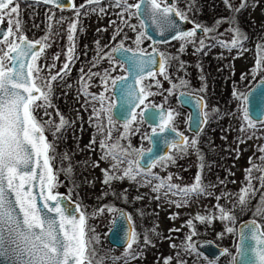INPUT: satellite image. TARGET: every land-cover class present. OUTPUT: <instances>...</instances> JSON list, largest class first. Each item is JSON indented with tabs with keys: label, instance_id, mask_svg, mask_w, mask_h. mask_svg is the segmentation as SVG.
I'll return each mask as SVG.
<instances>
[{
	"label": "snow or ice",
	"instance_id": "obj_1",
	"mask_svg": "<svg viewBox=\"0 0 264 264\" xmlns=\"http://www.w3.org/2000/svg\"><path fill=\"white\" fill-rule=\"evenodd\" d=\"M42 2L63 8L60 0H42ZM224 3L233 13H238L247 6V0H241L237 7H233L230 0H224ZM102 4L103 0H85L81 5H72L76 10V20L69 26V41L75 40L74 33L77 30V23L81 15L78 9L95 5L96 7H91L88 10L103 16L106 14V9L101 6ZM112 4L122 9L117 13L118 17L125 27H130L134 31H136L137 26L130 24L129 18L140 17L141 15L151 20L160 35H164L166 31L175 30L172 38L182 42L181 51L187 44H197V30L204 33L217 31L215 26H202L199 23L195 24L192 31L180 30L173 17H178L181 21L187 20V11L181 10L176 4H170L169 0H138L137 3H129L128 0H112ZM191 7L192 3L186 5L187 10H191ZM18 13L19 4L15 0H0V24L4 23L6 18L8 23L7 31L3 33V38L0 39V46H2L0 47V255L13 258L16 264H94L96 250L92 245L94 241L99 242V238L89 237V230L86 226L87 218L82 211H79V205L76 207V211L79 212L77 218V216L69 214V209L62 203L60 194L54 192L56 175L50 161L53 158L55 145L49 142L45 135L44 123L38 120L34 114L36 109L43 108L45 109L44 115H49L47 109L52 107V83L58 78L62 79L68 73L69 65L73 59L74 45L73 48L68 49L67 62L64 63L60 72L49 77H42L40 75L42 69L38 61L45 48L49 47L46 43L48 37L30 40L23 33V25ZM84 14L87 15L88 12L85 11ZM49 19L52 17L50 16ZM221 22L223 20H217L215 24L218 25ZM227 22L231 26L229 31L233 38L227 42L218 40L217 44L229 51L232 49L244 51L243 42L247 40V34L240 29L238 21L234 17L228 18ZM110 23L114 24L115 21H110ZM146 27L147 25L141 21L140 28L146 29ZM122 30V28L117 27L112 39L115 40ZM145 38L152 39L146 31H139L135 40L137 46L135 52L132 48L125 47L123 41L117 43L109 51L104 50L107 46L102 47L99 41H96V57L91 66L97 67L98 63L105 59L113 61L115 59L113 53H119L123 58L120 63L129 65V74L133 77L131 83L127 82V77L111 78L107 69L102 74L93 73L90 70L85 74L83 68L80 70L81 79L78 82V95H83L86 98V104L88 102L99 104V109L93 106V113L98 121L95 126L98 133L106 132L104 138L99 142V148L102 152L101 159L110 161V167L102 169L104 176L102 182L105 185H110L114 180L127 178L130 181L141 183L142 186L151 184L154 193H162L165 196L169 193L174 196L179 195L182 198L210 195L208 188L213 187V185L204 184L202 175L195 176L191 185L181 187L172 183V175L161 177L158 173L153 172L157 166L166 169L169 164L175 163L177 154L186 153L189 147L195 149L199 154L197 139L189 141L183 133H177L179 139L169 140L165 138V145L170 146L174 151L167 155L153 156L147 159L143 166L141 160H145L144 151L133 149L130 144L121 143V140L128 138L129 123L136 121L135 109L140 105H145V110H147L149 105H146L145 101L148 97L155 95L151 91L152 85H144L143 81L145 79L154 80L157 74L168 78L166 75V57L162 53H157L160 56L158 73L151 70L157 61L151 53H145L140 48ZM37 46L39 47L37 48ZM206 46L204 40L201 39L198 42L197 50H202ZM258 51L264 52V45L258 46ZM128 53H132V55H128ZM58 58L56 57V59ZM260 60H264V57L257 61V69H264V64H261ZM93 77H99L106 89L109 81H111L113 88L116 87L117 81H121L124 105L132 109L129 113L130 120L126 119L123 125V134L116 140H112L111 131L114 126L112 109L115 105L108 104L106 96L89 91L91 87L89 82ZM155 83L157 87L161 86L159 80H156ZM203 90L201 89V91ZM233 95L245 102L248 99L247 95L238 92H234ZM151 107L155 109L156 105H151ZM197 107L200 109L206 107L202 97L197 100ZM56 111L58 112V110ZM212 111L217 112L218 109H212ZM242 112V119L246 125L249 128H255L256 125L249 118L246 106L242 108ZM143 115L144 112L142 111L140 113L141 118ZM203 116L206 117L207 113H203ZM149 119L154 123L159 120L160 132L170 129L171 132L176 133L175 127H172L174 119L172 111L159 113L152 111L149 114ZM200 122L202 121H197L198 124ZM47 123L50 128L60 131L69 122L60 114L58 123L51 120ZM244 130L245 127L242 124L240 131L243 132ZM152 131L153 134L156 133L155 128ZM147 138L151 139V137ZM251 138L249 136V139ZM238 140L240 143L244 142L239 138ZM95 143V140L90 142V144ZM258 150L264 153V147H258ZM151 151L149 149V152ZM238 157L239 153H237ZM199 158L202 173L205 167L203 155L199 154ZM259 159L260 164H253L252 157H249L250 167L245 169L247 183L236 194L238 196L237 203L242 211L248 209L251 199L255 198L257 191L264 189V155H261ZM95 166H99L98 162ZM253 170L259 172L260 175L253 177ZM71 171L72 168L69 166L67 172L71 173ZM138 177L141 178L139 181L137 180ZM253 179L259 181V188L253 186ZM153 181H155L154 184ZM232 182L235 183V181ZM220 183L224 184V181H220ZM37 188L38 191H34ZM228 195L231 194L221 193V196L216 197V199L226 198ZM122 198L127 199L126 196ZM155 198L160 199V195ZM136 199H142V197H136ZM169 203H174L177 207L182 206V203L178 201L170 200ZM215 207L219 210V219L234 222L235 216L231 210L225 209L219 204ZM104 210V208L98 209L99 212ZM108 210L126 215L122 210L113 207H109ZM256 216L264 217V193H261L255 206L254 217ZM214 218H216L215 214L211 216L197 215L195 217L202 223ZM127 219L131 220V216H127ZM187 224L191 227L192 220L187 221ZM150 231L158 235L155 226ZM170 231L179 230L170 229ZM233 231L234 228L232 227L226 228L228 233ZM192 235H195L194 229L191 234L185 237L184 243L179 246L170 244V247H180L185 253L195 252L196 247L192 243ZM138 240L139 237L134 230L128 232L126 245L128 251L125 253L127 257L138 258V254L131 252L133 244L138 243ZM246 240L254 241L255 245L246 249L244 245ZM240 241L238 254L241 258L246 255L247 251H251L255 257V264H264V225L257 223L255 218L246 222L240 231ZM144 243L145 245H152L148 232L144 233ZM172 259L171 256L164 258V264H171ZM177 259L178 264H185L184 260L179 259V253H177ZM236 259L233 256L230 264H236Z\"/></svg>",
	"mask_w": 264,
	"mask_h": 264
},
{
	"label": "rangeland",
	"instance_id": "obj_2",
	"mask_svg": "<svg viewBox=\"0 0 264 264\" xmlns=\"http://www.w3.org/2000/svg\"><path fill=\"white\" fill-rule=\"evenodd\" d=\"M84 2L85 0H79L78 5ZM128 2L137 3V0H128ZM16 3L19 4L18 16L23 25V33L27 35L29 39L48 37L46 43L49 47L45 48L38 63L43 65L42 77H49L62 69L64 63L67 62V47L68 44L70 45L72 42L68 39L69 26L76 20V10L73 12L66 11L58 13L50 11V9L44 5H33L32 2L23 3L21 1ZM176 3H178V0H173V4ZM255 4V6H250V14L251 18L254 19L257 24H260L263 23L264 20V2L260 1ZM181 8L187 11V15H189L190 11L187 10L186 6H183L182 3ZM116 11L119 13L122 9L117 8ZM117 13H115L113 18L112 16L109 18L108 15L100 16L89 13V35L92 34V31L96 28L101 29L103 34H105L104 32H108L112 29V27H108L109 21L115 20L117 24H119V27L123 29L120 32V40L123 41L124 46L130 45L131 47L137 48L135 40L140 31V27L139 24H136L135 17L129 18V23L137 26L136 31L130 27H125ZM50 16L52 19H49ZM0 25H4L7 29V18L4 23ZM110 26L113 25L111 24ZM100 34L99 31L98 35ZM145 43V40H143L140 45V48L143 50L146 49ZM57 44L61 45L60 49L62 48V51L60 53L58 52L53 58L56 50H58ZM258 46H260V44L251 41L247 54L241 58L234 59L235 77L244 75L245 81L249 82L251 78L256 77L257 79L261 76V71L263 69H257V61L260 59ZM176 48L177 44L174 45V49L170 50L165 46H157L158 51L163 50L166 53V75L168 78L157 74L154 80L145 79L143 81L144 85L151 84V91L155 93V95L148 97L145 101L146 105H156V107L163 106L164 96L167 93L171 94L174 90L182 89L189 92L197 90L204 94L206 93L205 83L203 84V79L199 77L198 73L193 71L194 67L188 66L181 68L176 64L178 63V60H176L177 54H174ZM56 57L59 58L56 59ZM186 57L187 59H185V62H188L186 65H191L193 61L192 58L189 55ZM55 59L56 63H54ZM53 65H55V67H53ZM116 74L123 75V70L121 68L120 70L117 69ZM156 80L160 81V87L156 86ZM173 85H175V87H173ZM201 89L204 90L201 91ZM89 91L94 94L104 95L107 99H110L109 91L107 92L105 90L102 92L98 89L93 90L90 88ZM68 94H70V99L72 101L70 107L72 113H68L65 115L67 117L64 116L63 118L69 122L72 115L74 120L79 119L82 123L79 124L78 128L79 139L77 140V150L79 153H82V161L88 164V181L84 186L72 182L70 177L71 174L67 172L66 165L63 164L60 168L61 171L58 170L55 173L56 188L54 192L58 193L62 191L70 199L78 203L80 210L87 218L86 226L89 230V237L99 238V242L94 241L92 245L96 250L94 264H164V258L170 256L173 258L171 264H178L177 253H179V259L184 260L185 264H191L193 259L197 257L195 252L185 253L180 247L171 248L170 244L181 245L185 242V237L193 232V229L195 230V235H192V243H194L196 239L203 237L213 240L225 249V253L217 258V264H230L235 251L236 242L233 244V235L235 231L228 233L226 232V228H234V225L232 222L219 219V210L215 206L219 204L225 209L231 210L232 214L236 217L237 214L234 210L235 208H240L237 203L238 196L236 194L247 183L245 180V169L250 167L249 157H252L253 164H260L261 161L259 157L264 155V153L258 150V147H264V124H255V128H249L242 119L243 104L237 101L238 99L236 97H233L231 106L227 109V112H229L223 122L207 124L206 128L201 131V134L195 136L187 130V116L185 113H180L176 116L175 110L172 107V112L174 111V116H176L172 121V127L182 131L189 141L192 139L198 140L197 147L199 149V154L203 155L205 167L201 173L199 154L195 149L189 147L186 153L182 155L177 154L175 163L169 164L166 169L157 166L153 169V172L158 173L161 177L172 175V183L180 185L181 187L191 185L194 182L195 176L202 175L204 184H210L213 185V187L208 188L210 195L182 198L179 195L174 196L170 193L167 196L162 193H154L151 184L142 186L141 183L132 181V193L134 194L135 192V197H142V199H136V204L131 207V219L135 222L133 230L139 237L138 243L133 244L131 250L133 254H138V258L131 259L125 255L128 251L126 247L112 249L107 247L104 243L107 232L111 228L112 221L116 216V212H111L108 208L113 207L118 209L116 203H110V201L99 203L98 200L99 197L103 195L101 193L102 188L107 186L102 182L104 178L102 169L109 168L110 161L101 159L102 152L99 148V138H96L98 148L89 153L86 151L87 148H89L87 144L90 139V133L94 132L96 133V137L100 136L95 126L98 121L93 113V106L97 109H99L100 106L95 102H88L86 104V98L83 95H78L77 89L70 91ZM210 104L208 106V112L211 116L214 115L215 112H213L212 109L215 108ZM144 108L145 105H140V107L136 109V121L129 123L128 138L121 140V143L125 145L130 144L133 149L146 150L149 147L147 137L152 127L148 126L140 116ZM44 112L45 109L43 108L36 109L35 111L37 115L39 114V118H41L42 123L46 125L48 131L54 136L52 140L58 143L57 137L60 132L63 130L66 132L69 131V129L66 128L67 124L60 131L50 128L47 122L51 120L58 123V118L54 119L51 115L45 116ZM47 112L49 113V108ZM242 124L245 127L243 132L240 131ZM118 128L117 137H120L123 134V125H120ZM249 136L252 138L249 139ZM238 138L244 142L240 143ZM201 145L211 148L205 149L200 147ZM59 150H61V147H59ZM173 151L174 149H171L170 152ZM237 153H239L238 158ZM61 154L62 157H64L62 152ZM93 162L95 164H91ZM97 162L99 166H95ZM140 179V177L137 178L138 181ZM117 180L112 181L111 184L116 183ZM220 181H224V184H221ZM232 181H235V183ZM154 183L155 181H153V184ZM221 193H230L231 195L217 200L216 197L221 196ZM157 195H160V199L155 198ZM259 198L260 195L255 196V198L251 199L250 203L256 205ZM170 200L181 202L182 206L177 207L176 204L169 203ZM101 208L105 210L99 212L98 209ZM212 214H215L216 218L209 219L208 222L205 223L195 219L197 215L211 216ZM172 216H174V218L170 219ZM262 218L264 220V217ZM189 220H192L191 227L187 224ZM154 226L158 235L150 231ZM170 229H178L179 231H170ZM145 232H148L152 245L154 246L145 245ZM169 237H171V239H169Z\"/></svg>",
	"mask_w": 264,
	"mask_h": 264
},
{
	"label": "flooded vegetation",
	"instance_id": "obj_3",
	"mask_svg": "<svg viewBox=\"0 0 264 264\" xmlns=\"http://www.w3.org/2000/svg\"><path fill=\"white\" fill-rule=\"evenodd\" d=\"M20 1H22L23 3H26V1H23V0H20ZM78 1L79 0H71V6L68 8H57V7L49 6V5H46V7H48V9H50V11L52 12L53 11L58 12V13L66 12V11L73 12L75 11V9L72 7V5L73 4L78 5ZM171 1L173 4V0ZM260 1L264 2V0H247V6L245 8L240 10L238 13H233L228 7H226L224 0H194V2L193 0H178V3H176V6L179 7L181 10H182L181 3L183 6H186L189 3H192L191 10H189L190 11L189 15H187L188 17L187 20L190 21L194 25V27L190 31H192L195 28L196 23H199L202 26H208V27L215 26L217 28V31L213 33H204L201 30H197L196 31L197 44L195 45L191 43L187 44L184 47L183 51L180 50L182 42L179 40L172 39L166 42L153 43L152 40H149L146 38L144 39L146 42L145 43L146 49L143 51L145 53L156 51L157 53L164 54L165 57H166V53L163 50L158 51L157 46H165L167 47L168 50H170V49H174V45L177 44V48L174 51V54L175 53L177 54L176 60H178V63L176 64L179 65L181 68L188 67V66L194 67L193 71L198 73L199 77L203 79V84L205 83V88H206L205 94L197 90L192 91V92L182 90V89L174 90L172 91L171 94L167 93L164 96L163 106H159V107L165 108L166 111H172V109L174 108L176 116L180 113H185V115L187 116V130L189 133L195 136H199L201 134V131H203L206 128L207 124L222 123L223 120L226 118V115L229 112V111L227 112V109H229V107L231 106V100L233 97H235L233 93L238 92L241 94H245L247 90L255 83L256 80L264 79V69L261 71V77L257 78L250 87H249V82L245 81L244 75H241L240 77L234 76V72H235L234 59L241 58L247 54L248 49H249V43L251 41L253 42L255 41L257 44L264 45V20H263V23L257 24L256 21L251 18V14H250V6H255L256 5L255 3L260 2ZM27 2H30V1H27ZM32 3L33 5H36V6L44 5L38 2H32ZM230 3L232 4L233 7H237L241 3V0H230ZM101 6L106 9L105 15H108L109 18L111 16L113 18L115 13H117L116 11L117 7H115L112 4V0H103V4ZM91 7H96V6L92 5V6H86L85 8L78 9L81 15L77 23V30L74 33L75 40L72 41L70 45L68 44V47H67V54H68V49L73 48V45H74L73 59L69 65V71L66 75L63 76L62 79L58 78L55 82L52 83V90H53L52 96H51L52 107L49 108V115L54 117V119L55 118L57 119L60 114H62V116L64 117L68 113L70 112L72 113V111L70 110L72 101L70 99V94L68 93L76 89L78 90L79 88L78 82L81 79L80 70L82 68L84 69L85 74H87L89 70L93 73L99 72L102 74L104 70L107 69L109 70L110 76L113 79L117 77H125L127 73L125 64H121L120 63L121 59L115 56L114 53H113V56L115 57V59L113 61H109L105 59L103 61H100L97 67L93 68L91 66L92 61L96 57V48H97L96 41H99V44L102 47L107 46L104 48L105 51H109L112 47H115L117 43L121 42L120 34L116 36L115 40L112 39V37L115 35V29L119 27V24H117V21L115 20H111V21H115L114 24L110 23L109 21L108 27H112V29L109 30L108 32H104L105 34H103V31L101 30L100 31L101 34L98 35L99 31H97L98 28H96L92 31V34L89 35V27H88V17L89 16L88 15L89 13H92L95 15L97 14V13H93L88 10ZM85 11L88 12L87 15L84 14ZM231 17H234L238 21V25L240 29L247 34V40L243 42V47L245 50L242 52L238 51L237 49H232L231 51H229L217 44L218 40H223L227 42V41H231V39L233 38L232 33L229 31L231 26L227 22V19ZM135 20H136V24L137 25L139 24V27H140L141 20L139 19V17H135ZM217 20H223V22L217 25L215 24ZM111 24L113 26H110ZM139 30L143 31V29L141 28ZM35 32L38 33L37 31ZM37 39H41V38H35V39H30V40H37ZM201 39L204 40L205 45L207 46L204 47L202 50L198 51L197 50L198 42ZM60 47L61 45L57 44L58 50H56V53L53 55V58L57 55L58 52L60 53L62 51V48L60 49ZM125 47L132 48L133 51L137 50L136 47H133V46L131 47L130 45H127ZM260 52L261 51H259L260 58L264 57V52H261V53ZM188 55L193 60L191 65L190 64L186 65L188 62H185V59H187L186 56ZM260 62L261 64H264V60H260ZM54 63H56V59L54 60ZM39 65L43 71V65L41 64ZM166 65H167V59H166ZM53 67H55V65H53ZM120 68L123 70V75L116 74V70L117 69L120 70ZM60 70L57 72H60ZM42 71L40 73L41 76L43 74ZM57 72H55L53 75H56ZM153 72L158 73V71H153ZM85 79H87V76H85ZM89 83L91 85L90 89H93V90L98 89L102 92H104L105 90L107 92L109 91L110 99H107V103L114 104V105L116 104V99L113 94L114 88L111 85V81H109L107 85V89L101 83V80L99 77H93ZM179 93H186L189 95L197 96L199 98L202 97L206 103V107L202 108V113L206 112L207 116L206 117L203 116L204 122H203L202 128L197 133L189 130L190 112L187 108L183 107L179 103L178 101ZM237 101H240L244 106V100L238 99ZM209 104L212 105L215 109H218V111L215 112L214 115H211V116L209 115V112H208ZM56 110H58V112ZM113 110L114 108L112 109L114 126L111 128V131H112V140H116V137L118 136V129H119L118 127H120V125H124L126 121L118 120L114 116ZM34 114L36 115L37 119L42 122L41 118H39V114L38 115L36 113ZM176 116H174V118H176ZM253 122H256V121H253ZM260 122H264V119ZM79 124H82L79 121V119L74 120L71 115L69 119V123L66 125V128H68L69 131L66 132L65 130H63L62 132H60L59 136L57 137L58 143L52 140V137L54 136L48 131L45 124L44 126L46 129L45 135L48 137L49 142L55 145L53 158L50 161L53 167L54 174L58 170L61 171L60 168L63 164L66 165V169H68V167L71 166L72 168V171L70 173L71 181L81 186H84L85 184H87V181H88V177H87L88 164L82 161L83 160L82 153H79V151L77 150L78 149L77 140L79 139V133H78ZM153 128L155 127H152V130ZM155 129L159 130V128H155ZM152 130L150 133L153 132ZM176 131H178L179 133H183L182 131H179L177 129ZM95 134L96 133L94 132L90 133V139L88 140V144H87L89 148H87L86 150L88 153L98 148L96 143L90 144V142L92 140L96 141V138H99V142H100L104 138V135H106V132L100 133V136L98 137H96ZM149 134H148V137H149ZM59 147H61V150H59ZM149 147H150V142H149ZM171 149L172 148L170 147V150L168 151V153L171 151ZM61 152L63 153L64 157H62ZM91 164H95V163L93 162ZM131 186H132V181L126 178L123 180L118 179L116 183L104 186L101 191L103 195H101L98 199L99 203H105L106 201H110V203H116L117 208L119 210H123L126 212L127 216L129 215L131 216V209H132L131 207L132 205L136 204V197H135L136 195H135V192L134 194L132 193ZM58 193L60 195H65L66 197H68L62 191H59ZM113 193H115V195H113ZM125 196L127 198L126 200L122 198ZM117 216H118V212H116V216L114 217L112 221L111 228L107 232V235L104 240V243L107 245V247L112 248V249L125 248L127 245L126 244L125 246H118V245L112 244L108 239V235L113 228L114 221ZM129 222L131 224V231H133V227H135V224H134L135 222L133 219L129 220ZM200 239H209V238L203 237V238L196 239V241ZM196 241L194 242V244L196 243ZM235 250H236V244H235ZM195 254L197 257L193 259V262L191 264H217V258L207 256L206 254H204L197 248H196ZM234 254H235V251L233 253V256Z\"/></svg>",
	"mask_w": 264,
	"mask_h": 264
},
{
	"label": "water",
	"instance_id": "obj_4",
	"mask_svg": "<svg viewBox=\"0 0 264 264\" xmlns=\"http://www.w3.org/2000/svg\"><path fill=\"white\" fill-rule=\"evenodd\" d=\"M23 1H30V2H38L41 4H44L42 0H23ZM60 3L63 5V8H68L71 6V0H60ZM169 3L172 4V1L169 0ZM48 5V4H44ZM53 6V5H49ZM55 7V6H54ZM144 6L142 5V8ZM178 25L180 30L182 31H190L194 25L188 21L179 20L178 17H173ZM141 21H143L147 27L146 29H143V31L147 32L148 36L152 37V42H166L170 41L173 38V35L175 34V30L172 31H166L164 35H160L159 32L156 30L155 26L152 24L151 20H149L146 16L141 15L139 17ZM7 29L4 25H0V38L3 37V33L6 32ZM39 46H37L38 48ZM135 52V51H134ZM156 59L157 63L156 65H153L151 70L152 71H158V65L160 63V56L157 55L156 51L150 52ZM115 56H117L119 59H123L122 56L119 53H114ZM128 55H132V53H128ZM126 67V76L128 78L127 82L131 83L133 80V77L129 74V65L125 63ZM264 79H258L255 81V83L247 90L245 95L248 96L247 101H244V106L248 109V115L249 118L253 121L260 122L264 119V116H262V113H264ZM121 81H117V85L114 88L113 94L116 99V104L113 110L114 116L120 120V121H126V119H129V113L132 111L130 107H126L124 105L123 96L121 93ZM200 98L194 95H189L186 93H179L178 94V101L179 103L187 108L190 112V119H189V130L192 132H199V130L202 128L204 119H203V113L202 109L197 107V100ZM144 112L143 120L146 124L149 126L159 128V120H157L155 123L149 119V114L152 111L156 112H167L165 108L163 107H156L153 109L151 106L145 110V108L142 110ZM198 120H201L199 124L197 123ZM179 133L176 131V133H173L170 131V129L160 132V130H156V133L153 134L150 133L149 139L150 147L152 151L149 152V149L143 150L145 153V160H141L142 166L146 164L147 159L156 156V155H167L168 151L170 150V146L165 145L164 140L165 138L169 140L173 139H179V136L177 135ZM34 191H38L37 189H34ZM62 198V203H64L68 209L70 215L79 216V212L76 211L77 203L70 200L65 195H60ZM14 198V196H13ZM39 202V201H38ZM79 211H81L79 209ZM123 211V210H122ZM123 213L126 214L125 211ZM252 219H246L242 220L237 225V239H236V250L234 256L236 259V264H255V257L251 253V251H247L246 255L241 258L238 254V245L240 244V231L242 229V226L245 225L246 222H250ZM131 231V224L129 220L127 219V215H120L118 213V216L116 217L114 221V225L112 230L110 231L108 235V239L112 244L118 245V246H125L127 244V234ZM247 235V232L245 233ZM245 248L248 249L250 246H254L255 242L251 240L244 241ZM195 246L198 250L206 254L210 257L219 258L224 254L225 249L222 246H219L216 242L209 240V239H200L196 241ZM0 264H16L15 260L13 258L5 257L4 255H0Z\"/></svg>",
	"mask_w": 264,
	"mask_h": 264
},
{
	"label": "trees",
	"instance_id": "obj_5",
	"mask_svg": "<svg viewBox=\"0 0 264 264\" xmlns=\"http://www.w3.org/2000/svg\"><path fill=\"white\" fill-rule=\"evenodd\" d=\"M16 2H21V1L20 0H16ZM44 6H46V5H44ZM255 80H256V77H253V78L250 79L249 87L254 83ZM254 123L256 125H263L264 124V122H260V123L254 122ZM200 147L205 148V149H208V148L210 149L211 148L209 146H202V145ZM259 175H260L259 172H256L255 170H253V176L254 177H257ZM253 186L255 188H259V181L256 180V179H253ZM261 193H264V189H259V191H257V193H256V196L261 195ZM255 206H256L255 204L250 203L249 206H248V209L245 210V211H242L241 208H235L234 211H235V213L237 215L235 217L234 222H232V224L234 225V231H235V233L233 235V244H235L236 238H237L236 227H237L238 223H240L242 220L249 219V218L250 219H254L255 218L258 223H260L261 225H264V220H263L262 217H259V216L254 217Z\"/></svg>",
	"mask_w": 264,
	"mask_h": 264
}]
</instances>
